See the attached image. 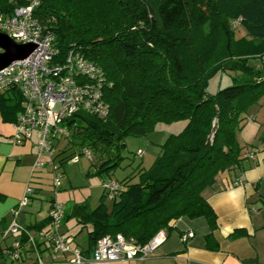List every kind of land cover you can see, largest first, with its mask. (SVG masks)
<instances>
[{"label": "trees", "instance_id": "trees-1", "mask_svg": "<svg viewBox=\"0 0 264 264\" xmlns=\"http://www.w3.org/2000/svg\"><path fill=\"white\" fill-rule=\"evenodd\" d=\"M14 5L0 0V11ZM35 13L54 30L63 53L81 50L105 76L107 118L79 111L63 122L70 142L100 160L98 174L120 165L125 138L186 121L150 168H138L137 181H120L112 209L104 193L93 209L81 204L65 212L64 221L73 215L92 226L89 251L107 234L145 244L182 216H204L216 228L217 214L202 192L245 159L237 127L264 94V0H41ZM238 26L246 37H236ZM253 56L261 57L260 65L250 63ZM227 71L241 74L211 94L210 78ZM21 111L16 89L0 94L4 120L15 122ZM49 220L29 228H44Z\"/></svg>", "mask_w": 264, "mask_h": 264}, {"label": "built area", "instance_id": "built-area-1", "mask_svg": "<svg viewBox=\"0 0 264 264\" xmlns=\"http://www.w3.org/2000/svg\"><path fill=\"white\" fill-rule=\"evenodd\" d=\"M40 1L8 0L15 4L14 8L0 11V32L16 43L35 45L29 56L15 60L0 70V94L16 89L21 96L22 111L14 122L13 141L24 144L36 138L32 182L36 173L50 166L54 170V186L58 188L65 176L55 172L58 164H62L56 145L63 138H70L68 127L63 122L79 111L105 119L109 114V105L103 98L106 80L102 69L77 48L62 52L54 30L35 13ZM3 51L0 47V53ZM83 153L88 157L92 155L88 148ZM138 153L143 155V151L139 150ZM70 160L77 161L79 156L74 155ZM102 187L106 196L115 199L123 184L109 179L103 180ZM35 193L34 183L29 184L12 210L14 219L0 231V264L21 263L31 252L36 254L34 264H46L42 259V253L46 250L53 263L85 264L133 259L153 254L168 238L166 229H160L145 244H139L122 233L107 234L88 252L76 242L74 236L62 232L66 211L63 204L57 201L50 208V220L46 227L37 231L18 221L23 208ZM193 235L192 231H187L181 238L187 241ZM67 253H71L72 258L63 256Z\"/></svg>", "mask_w": 264, "mask_h": 264}, {"label": "crops", "instance_id": "crops-1", "mask_svg": "<svg viewBox=\"0 0 264 264\" xmlns=\"http://www.w3.org/2000/svg\"><path fill=\"white\" fill-rule=\"evenodd\" d=\"M14 133V122L0 116V231L14 219L12 210L31 183H34L36 193L23 208L18 221L30 228L41 224L49 218L52 206L46 213L40 212L44 203H38L36 196L40 190L37 177L42 172L35 174L34 182L31 179L36 160V138L16 144ZM161 145L162 142L150 140L145 146L157 157L161 154ZM244 149L245 159L216 175L214 182L202 192L217 214L216 228L212 229L204 216H182L176 220L174 228H162L168 231V238L151 255L85 264H264V142L253 150ZM187 231L194 235L183 241L181 236ZM210 234L212 237L208 239ZM209 240L213 248L209 247ZM79 245L91 251L89 240ZM63 256L72 258L71 253ZM35 258L36 254L31 252L21 263H16L34 264ZM42 259L46 264H70L53 263L50 253L43 252Z\"/></svg>", "mask_w": 264, "mask_h": 264}, {"label": "rangeland", "instance_id": "rangeland-1", "mask_svg": "<svg viewBox=\"0 0 264 264\" xmlns=\"http://www.w3.org/2000/svg\"><path fill=\"white\" fill-rule=\"evenodd\" d=\"M236 37L241 39L246 37V30L242 26L236 27ZM264 59V58H263ZM252 65H260L261 57H251ZM240 72L227 71L218 72L209 80L208 91L211 94L218 92L220 88L229 86L233 82V77L240 76ZM1 118L4 120L3 114L0 112ZM186 121H177L172 123H160L146 136H129L120 143V153L123 158L120 165L110 173L98 174L95 163H100L95 153L92 151L91 157L77 149L69 139H61L56 145V151L60 153L59 159L74 155L79 156V160H69L66 164H58L59 167L55 172L62 173L65 178L61 185L57 188L54 186V170L48 166L37 177V185L40 188L37 193L36 200L38 203H44V207L40 210L46 213L47 209L54 201L63 204L66 213L71 214L75 205L85 204L89 208H95L104 194L102 187L103 180L113 179L122 181L130 178L132 182L138 180V168H150L155 159L156 154L147 151L146 144L150 140L153 142H162L172 133H179L185 126ZM264 135V94L254 102L249 108L242 113L240 125L237 127V138L245 149L253 150L255 146L260 147L262 136ZM141 148V149H140ZM244 149V150H245ZM143 151L141 156L138 151ZM59 163V162H58ZM105 202L109 209H112L114 200L106 196ZM65 220L61 226V230L65 234H72L79 244H86L88 240V232L91 230L89 225L80 223L73 215ZM48 253L49 251H45ZM17 264V263H14Z\"/></svg>", "mask_w": 264, "mask_h": 264}, {"label": "water", "instance_id": "water-1", "mask_svg": "<svg viewBox=\"0 0 264 264\" xmlns=\"http://www.w3.org/2000/svg\"><path fill=\"white\" fill-rule=\"evenodd\" d=\"M0 47L4 49V51L0 53V70L15 60L26 58L35 49L34 44L16 43L10 36L2 32H0Z\"/></svg>", "mask_w": 264, "mask_h": 264}]
</instances>
